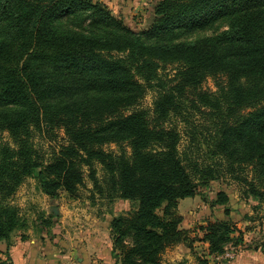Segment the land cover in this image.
I'll list each match as a JSON object with an SVG mask.
<instances>
[{"label": "trees", "instance_id": "16d2710c", "mask_svg": "<svg viewBox=\"0 0 264 264\" xmlns=\"http://www.w3.org/2000/svg\"><path fill=\"white\" fill-rule=\"evenodd\" d=\"M219 20L223 30L187 38ZM173 63L172 84L158 70ZM207 77L215 92L202 90ZM148 89L150 117L136 108ZM185 101L211 121V155L246 185L247 197L264 202V0H160L137 32L91 0H0V136L13 144L0 143V243L9 248L10 235L25 228L9 200L26 177L47 196L75 197L86 166L103 195L98 162L106 197L135 204L110 221L115 264H161L167 248H191L189 231L178 227V201L198 195L218 171L186 165L179 133L165 126ZM54 128L67 144L44 163L31 137ZM124 142L129 156L102 149ZM227 201L218 192L212 204ZM199 229L213 257L242 241L227 222ZM0 264L12 263L7 255Z\"/></svg>", "mask_w": 264, "mask_h": 264}, {"label": "rangeland", "instance_id": "374dc122", "mask_svg": "<svg viewBox=\"0 0 264 264\" xmlns=\"http://www.w3.org/2000/svg\"><path fill=\"white\" fill-rule=\"evenodd\" d=\"M91 1L102 3L112 16L137 32L149 27L153 5L160 0ZM224 28V22L219 20L211 27L192 33L187 38L209 36ZM177 69L178 64H167L158 70V74L162 79L173 84ZM201 88L204 91L215 92L214 79L207 77L202 82ZM154 97L155 92L148 89L136 108L145 110L150 117ZM181 105L178 112L165 124L166 127H173L179 133L178 150L181 158L186 165L195 162L199 167H213L218 171L216 173L218 176L201 189L198 195L178 201L176 213L181 217L178 227L189 231L194 241L191 248L186 247L188 252L185 257L179 256V260L166 264H202V261H207V264H264V202L247 197L244 194L246 185L235 179L233 175L227 174L223 161L211 155L208 136L213 133V129L209 117L193 110L188 101ZM31 140L44 163L50 161L62 145L67 144V138L60 128H54L48 133L35 130ZM0 143L13 146L5 132L0 136ZM102 149L114 156L122 153L125 156L130 155V148L126 142L120 145L105 144ZM93 168L98 184L103 187V195L94 187L86 166L81 168L83 183L79 186L75 197L63 191H58L54 197L47 196L38 188L35 178L26 177L9 200L25 222L24 229L16 230L10 235V246L16 239L26 234L36 239H40V235H43L41 239L57 240L56 243L70 242L85 230L100 232L103 236L107 225L109 234L111 219L117 215L130 213L135 208V204L128 200L107 198L104 170L98 162H94ZM242 175L250 179V169L244 168ZM218 192L227 195L226 203L212 204ZM45 221H50L51 224L47 226ZM95 221L98 224H95ZM217 221L229 223L235 229L233 236H240L242 239L237 246L232 244L226 246L225 253L229 254V258H222L221 255V258L216 259L204 249L206 243L202 241L204 232L199 227ZM9 248L5 243H0L1 260H5L7 255L9 257Z\"/></svg>", "mask_w": 264, "mask_h": 264}, {"label": "crops", "instance_id": "0c3cea01", "mask_svg": "<svg viewBox=\"0 0 264 264\" xmlns=\"http://www.w3.org/2000/svg\"><path fill=\"white\" fill-rule=\"evenodd\" d=\"M107 226L103 236L100 232L85 230L70 242L56 243L57 240L41 239L43 235L36 239L26 234L11 244L10 261L12 264H115ZM187 248L183 244L167 248L161 255V264L173 263L182 255L185 257ZM204 249L207 250L206 243Z\"/></svg>", "mask_w": 264, "mask_h": 264}, {"label": "built area", "instance_id": "2783aa9c", "mask_svg": "<svg viewBox=\"0 0 264 264\" xmlns=\"http://www.w3.org/2000/svg\"><path fill=\"white\" fill-rule=\"evenodd\" d=\"M222 258H229L230 256H229V254H227V253H224L223 254V256H221ZM220 256H217V257H215L216 259H218V258H221Z\"/></svg>", "mask_w": 264, "mask_h": 264}, {"label": "water", "instance_id": "95a60500", "mask_svg": "<svg viewBox=\"0 0 264 264\" xmlns=\"http://www.w3.org/2000/svg\"><path fill=\"white\" fill-rule=\"evenodd\" d=\"M56 213V212H55Z\"/></svg>", "mask_w": 264, "mask_h": 264}]
</instances>
